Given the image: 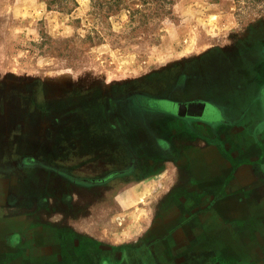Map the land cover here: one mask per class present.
<instances>
[{
    "label": "flooded vegetation",
    "instance_id": "flooded-vegetation-1",
    "mask_svg": "<svg viewBox=\"0 0 264 264\" xmlns=\"http://www.w3.org/2000/svg\"><path fill=\"white\" fill-rule=\"evenodd\" d=\"M258 39L237 36L233 44L172 61L143 78L113 83L103 93L91 92L93 99L83 101L87 105L80 104L85 93L74 89L78 86L71 90L0 79L8 99L5 119L26 117L21 107L31 109V95L39 87L55 89L40 110L56 116V125L71 121L55 131L60 162L70 164L73 157L74 176L67 179L94 190L93 195L109 189L112 181L148 173L138 162L153 165L160 155L171 161L167 156L184 147L216 146L225 158L224 167L188 158L179 165L176 180L155 201L150 224L137 238L106 242L83 226L61 222L59 239L49 243L43 264H264V38L257 44ZM168 130L184 141L172 143L163 134ZM230 134L247 136L224 138ZM41 147L46 145L26 148L32 154H22L23 167H44L40 156L47 154ZM190 165L205 168L200 183L191 185L196 169ZM20 175L15 168L7 177L16 181ZM66 188L63 196L69 197ZM37 196L36 188H29L26 202L31 206ZM9 197L11 206L1 207V216L30 209L15 186ZM20 238L9 235L12 252L0 256L16 260Z\"/></svg>",
    "mask_w": 264,
    "mask_h": 264
},
{
    "label": "rangeland",
    "instance_id": "rangeland-1",
    "mask_svg": "<svg viewBox=\"0 0 264 264\" xmlns=\"http://www.w3.org/2000/svg\"><path fill=\"white\" fill-rule=\"evenodd\" d=\"M249 35L257 44L264 38V0H0V79L78 86L87 105L93 91ZM38 89L31 109L21 107L26 117L12 120L2 114L8 99L0 88V176L23 168L25 146L50 150L56 129L71 122L52 123L56 116L40 107L55 89Z\"/></svg>",
    "mask_w": 264,
    "mask_h": 264
},
{
    "label": "crops",
    "instance_id": "crops-1",
    "mask_svg": "<svg viewBox=\"0 0 264 264\" xmlns=\"http://www.w3.org/2000/svg\"><path fill=\"white\" fill-rule=\"evenodd\" d=\"M210 49L212 48H206L200 53ZM163 134L172 143H178L181 140L171 130L165 131ZM245 136L247 135L230 134L224 138L230 137L235 140V138L244 139ZM182 138H186V136ZM56 141L57 144L52 145L50 149V156L46 151L47 144H45L46 147H41V150H45L47 154L40 156V164L44 167L20 168L21 175L16 181L11 176H0V208L11 206V199L10 197L7 199V196L13 186L17 188L19 195L23 197V201L25 200L27 205L31 203L26 202L28 189L35 187L39 193L38 199L34 198L32 205H29V210L25 208L21 212L19 211L21 208H19L17 212L8 217H3L0 213V254L12 252V241L7 240L9 235L21 234L24 237L20 238V246L17 245L19 257L13 260V258L8 259L0 256V264H43L51 250L49 243L54 245L59 239V224L61 222H67L78 228L83 226L85 230L96 234L106 242L121 244L137 238V235L150 224L155 201L169 191L174 179L176 180L177 167L187 158L199 165L208 162V165L214 163L213 165L225 166V158L216 146L205 144L200 148L190 147L187 149L184 147L178 150L174 156H167L171 161L165 160V157L160 155L159 162H154L153 165L145 163V160L138 162V166L144 169V172L147 169L148 173L145 172L143 176L136 175L124 180L112 181L108 184L109 189L102 188L104 191L100 192L101 194L93 195L94 190L80 187L67 179L71 177L73 179L74 176L73 157L70 160L71 165H64L63 162H60L62 153L57 150L59 142L58 139ZM176 147L177 145H175ZM26 152L28 151L25 146L22 149V154H26ZM190 166L194 170L196 169L194 166ZM199 169L195 170V177L191 185L197 181L200 183L203 180L202 177H205L202 175L205 168ZM13 181L15 182L13 183ZM31 184L34 186L30 187ZM66 186L70 187L69 197L63 196V194H68L69 189ZM81 193L85 194L86 198H83ZM81 198L84 200L82 201ZM37 201L38 205L36 206ZM81 201H86V204L82 203L81 205ZM111 206L115 208L116 214H111V211H108ZM35 218L38 219V225L33 227Z\"/></svg>",
    "mask_w": 264,
    "mask_h": 264
},
{
    "label": "trees",
    "instance_id": "trees-1",
    "mask_svg": "<svg viewBox=\"0 0 264 264\" xmlns=\"http://www.w3.org/2000/svg\"><path fill=\"white\" fill-rule=\"evenodd\" d=\"M143 4H146L147 0H140ZM153 1H156L157 3H167V4H170L171 1L173 0H170L169 2L167 0H153Z\"/></svg>",
    "mask_w": 264,
    "mask_h": 264
}]
</instances>
